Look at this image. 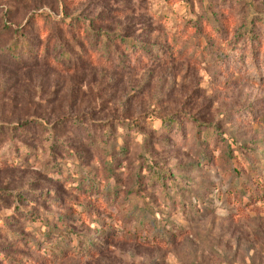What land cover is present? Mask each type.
I'll return each mask as SVG.
<instances>
[{
    "label": "rangeland",
    "instance_id": "374dc122",
    "mask_svg": "<svg viewBox=\"0 0 264 264\" xmlns=\"http://www.w3.org/2000/svg\"><path fill=\"white\" fill-rule=\"evenodd\" d=\"M42 16L51 31L45 36L37 33L44 23L35 21ZM72 21L124 33L145 52L125 69L107 58L83 63L76 42L64 39L65 50L55 42L58 24ZM18 27L32 49L15 62L6 31ZM42 42L49 43L48 61L39 54ZM182 112L195 120L162 126L161 117ZM8 125H19L14 136ZM0 128V190L21 191L35 204L41 192L54 191L58 207L70 199L40 217L48 215L58 232L101 244L93 257L53 264H264V0H0ZM53 135L73 153L54 151L64 170L53 174L61 177L77 161L105 178V165L118 157L114 175L123 194L111 212L91 206L94 213L80 220L90 200L79 205L68 185L48 175ZM150 166L185 208L152 184ZM148 208V219L173 220L176 233L153 244L125 234L132 213ZM8 210L2 214L12 215ZM97 222L113 241L103 240L108 235L98 234ZM20 227L24 238L35 230ZM0 248L16 251L3 242Z\"/></svg>",
    "mask_w": 264,
    "mask_h": 264
},
{
    "label": "trees",
    "instance_id": "16d2710c",
    "mask_svg": "<svg viewBox=\"0 0 264 264\" xmlns=\"http://www.w3.org/2000/svg\"><path fill=\"white\" fill-rule=\"evenodd\" d=\"M39 17H41V15ZM39 17L36 18L35 21L43 22L44 24L37 29V33L43 34L44 36L46 34H50L51 31L50 29H48L47 22L45 21L46 18L43 16L42 18ZM78 21L79 20H77V23ZM60 23L61 24H58L56 29V44H58V47L60 49L65 50L66 48L64 47V43L66 42L63 41L64 39L68 38L69 41L71 40L73 42H76L81 55L85 57V59H83L82 57L80 58L82 59V61L85 60L83 61V63H99L102 60H106L105 58H107V62H109L110 64H115L125 69V66L126 68H129L131 65H133L131 58L134 54L137 55L142 51L145 52V50L141 48V44H138L136 42V39H129L126 35H124V33L109 34V32L103 30L99 32L90 31L88 29L84 30L80 28V24H74L73 21L69 24H66L65 22ZM22 28L23 27H18L14 30L8 28V31H6V34L12 35L11 42L6 47V52L13 58L12 60H14L15 62H20L21 57L19 53L23 52L24 48L28 51L32 49L30 42L27 41L28 38L26 37L24 32H21ZM53 40L54 37H51L52 42ZM97 44L101 45L102 50L96 49ZM48 46L49 43L46 44L42 42L39 44V54H42L47 61L48 57H50ZM145 48L147 49V47ZM34 52H36V50ZM80 59H78V61ZM126 61L128 65L123 63ZM77 65L78 64L76 63L73 65L70 64L68 68H65V70H75L78 68ZM184 116L193 121L195 120L183 112L177 113L172 116L161 117L160 120L162 121V126L164 128L172 129L178 128L179 126L181 127ZM156 117L157 116H155L154 118ZM152 118L153 116L151 117V119ZM59 123L62 124V122ZM18 126L8 125V128L11 129L10 132L13 136L19 130L17 129L19 128ZM56 129H58V127ZM51 131L52 130H50V132ZM0 133H4L2 128H0ZM51 133L54 134V132ZM53 136L51 145L49 146L51 148L50 158L52 165L50 166L49 164L51 171L48 175L50 176V179L57 180V183L63 184L64 186L68 185V187L66 186L67 190L71 192L70 194L72 196H75L76 200H78L79 205L84 204V202H81L84 201V199L90 200L88 207L83 206L81 210L82 212H78L80 220L89 218V213H94V211H92L94 209H90L91 206L98 211L111 212V208L117 205L120 196H122L123 194L119 192L120 188L118 187V184H116L118 182H121L122 179H120L119 177L116 179L114 175L116 159L118 157H110L108 161L109 163L105 165L108 171L107 177L105 178L99 176L97 172L92 173L80 169V163L77 161L73 163V168L69 169V173L65 174V177H61L57 173H63L64 168L61 166V163H55L54 160L56 159V157L58 158V156L54 154V151H56V149H63L65 152L68 151L72 155L73 153L62 146V140L57 139L55 136ZM149 168L152 173V176L150 177L152 184L161 187L167 201L169 202L168 199H171L172 202H176L175 204H177L178 209L185 208V204L182 201H178L177 196H172L171 194L167 193L168 188H166L167 185L165 184L164 174L158 171V169L154 166H150ZM48 170L49 168L46 167V171ZM53 172L57 173L53 174ZM111 180L112 182L110 183ZM139 186H141V179L137 178V190L138 188L140 190ZM141 189H144V187H141ZM46 192L48 191H43V193L41 192V194L39 195V199L42 200L41 203L35 204L33 201H27L26 199H24L21 191L17 192V194L15 195L12 194L10 196L7 194L8 191L0 190V242H3V244L9 247L10 250H16L9 255L4 254L3 248H0V264H53L56 260L60 258H67L71 255H78L80 258L83 255H89L93 257L98 252H100L98 251V247L101 244H98L99 240H97L96 238L84 239L83 241H81L82 239L78 240L76 239L77 235L74 232L68 230L58 232L57 230H55V227L51 226L54 221L49 220L48 215L44 218L40 217V211L43 210V208L46 207V212H51L50 208L55 207L59 210L62 209L65 204L71 201L69 199L68 202H64L60 205V207H58L59 200L54 198V191H49L48 195H44V193ZM131 192H133V190ZM124 193L125 195L129 194L127 191ZM21 200H23L22 204L24 205L30 204L32 206H35V211H26L25 207H22L20 205ZM9 201L12 205H8ZM70 206L74 207L73 205ZM11 209L12 211H10ZM3 210L12 212V215H3ZM70 210L72 211L73 209ZM73 211L75 213V210ZM150 211V208H148L142 212L140 211L139 215H135L134 213H132L131 216L133 219H131V222L126 224L124 227V232H126L125 234H128L131 237L135 236L144 243L153 244L159 241L163 242L161 238H166L167 234L173 236L176 233L173 220H168L165 222L163 221L160 224L156 218L148 219V216L151 214ZM33 213H35L36 216H32ZM57 218L64 217L61 215H57ZM108 222L109 221L107 220L103 221V224H106ZM25 223H29L30 226H33L35 228L31 237L24 238L20 235L23 233L20 231L22 230L20 226H25ZM99 226H101L100 222H97L95 228L97 229L98 234L104 236L108 235V239L103 240H106V242L113 241V239H110L111 235L107 234V231H104V227L100 229ZM156 229H159V231H157ZM113 234L116 233L113 232ZM10 239H12L13 241L10 242ZM32 253H35L39 257L37 259L32 258L30 256Z\"/></svg>",
    "mask_w": 264,
    "mask_h": 264
}]
</instances>
